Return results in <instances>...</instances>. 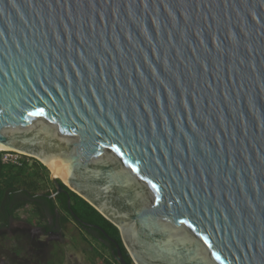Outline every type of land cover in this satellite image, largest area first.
<instances>
[{"label":"water","instance_id":"1","mask_svg":"<svg viewBox=\"0 0 264 264\" xmlns=\"http://www.w3.org/2000/svg\"><path fill=\"white\" fill-rule=\"evenodd\" d=\"M0 148L134 264H264V0H0Z\"/></svg>","mask_w":264,"mask_h":264},{"label":"trees","instance_id":"2","mask_svg":"<svg viewBox=\"0 0 264 264\" xmlns=\"http://www.w3.org/2000/svg\"><path fill=\"white\" fill-rule=\"evenodd\" d=\"M2 154L3 152L0 151V264H2L1 258L3 257L7 258L10 264H23L22 260L30 252L28 247L35 244L30 232H23L18 227L12 229L10 235L7 234L13 221H25L35 226H43L48 230L56 224L65 229L69 219H72L93 240H95L93 235L102 239L105 236L101 230H96L97 228L92 225L99 226L119 245L126 264H134L121 242L117 227L87 201L70 191L62 183L61 187L66 192L52 196L55 188L50 181L49 171L43 164L28 156H24L21 165L3 163ZM68 198L71 210L68 208ZM21 213L25 215L24 219L21 218ZM43 248H45L44 244ZM97 252L99 262L115 264L112 256L106 253L108 257H103L98 248ZM51 253L54 252L51 251ZM55 256L56 253H54ZM54 257H51L45 264H56L57 261H53Z\"/></svg>","mask_w":264,"mask_h":264},{"label":"flooded vegetation","instance_id":"3","mask_svg":"<svg viewBox=\"0 0 264 264\" xmlns=\"http://www.w3.org/2000/svg\"><path fill=\"white\" fill-rule=\"evenodd\" d=\"M22 223L23 225L20 226L19 230L23 232L29 231L30 234L32 235L31 239L35 241L34 246L28 247V250L30 252L29 254L27 253L28 256L22 260L23 264H45L47 263L51 257H54V253L52 254L51 251H53L56 248L55 246L58 243H61L60 231L63 228L58 227V225L56 224V225L51 226L50 229L47 230V228L43 226H35L32 224L26 223L25 221H22ZM49 223L50 224L52 223L51 219L49 220ZM11 225L12 223L10 224V226ZM76 226L79 229H81L77 224ZM81 230L83 231V229ZM92 237L95 239L94 240L96 242L95 246L98 248V251L103 255V257H108L107 256L108 254L112 256V261H115V264L117 263L122 264L120 258L117 256L116 244H115L116 241L113 238H111L110 235L108 237L104 236L103 239L96 235H93ZM43 244L45 245V248H43ZM86 247L85 249L87 250L90 249L89 246H86ZM42 250H44V252H42ZM1 262L2 264H10L9 260L4 257L1 258ZM100 264L102 263L100 262Z\"/></svg>","mask_w":264,"mask_h":264},{"label":"rangeland","instance_id":"4","mask_svg":"<svg viewBox=\"0 0 264 264\" xmlns=\"http://www.w3.org/2000/svg\"><path fill=\"white\" fill-rule=\"evenodd\" d=\"M24 219L25 215L20 214ZM22 221H13L7 234L10 235L12 229L22 226ZM61 243H58L55 249L52 251L56 253L53 261H57L56 264H100L97 253V247L95 241L85 231L79 229L76 224L69 219L67 227L60 231ZM89 246L90 249H85ZM87 248V247H86ZM91 250V251H90ZM95 261V262H94Z\"/></svg>","mask_w":264,"mask_h":264},{"label":"built area","instance_id":"5","mask_svg":"<svg viewBox=\"0 0 264 264\" xmlns=\"http://www.w3.org/2000/svg\"><path fill=\"white\" fill-rule=\"evenodd\" d=\"M0 151L3 152L1 156V160L3 163H12L16 165H21L24 156H26L14 150H0Z\"/></svg>","mask_w":264,"mask_h":264},{"label":"bare ground","instance_id":"6","mask_svg":"<svg viewBox=\"0 0 264 264\" xmlns=\"http://www.w3.org/2000/svg\"><path fill=\"white\" fill-rule=\"evenodd\" d=\"M0 150H6V148H0Z\"/></svg>","mask_w":264,"mask_h":264}]
</instances>
